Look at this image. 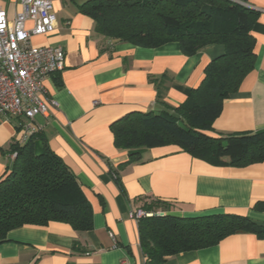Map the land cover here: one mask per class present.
Segmentation results:
<instances>
[{
    "label": "crops",
    "instance_id": "crops-1",
    "mask_svg": "<svg viewBox=\"0 0 264 264\" xmlns=\"http://www.w3.org/2000/svg\"><path fill=\"white\" fill-rule=\"evenodd\" d=\"M51 1L56 28L32 36L30 44L62 47L64 68L44 83L58 107L49 106L33 124L80 183L93 226L87 233L58 222L14 229L0 244V264H145L138 225L129 212L150 202L166 204V214L174 217L233 214L264 227V161L242 168L214 166L167 146L138 150L139 161L129 163L133 152L116 149L109 128L133 113L173 114L223 47L209 45L185 56L177 43L148 49L105 40L94 31L93 20L79 13L77 3L85 0ZM231 1L259 13L252 27L256 62L239 90L223 101L208 132L214 137L264 132V0ZM0 8L9 21L21 10L19 0H0ZM163 77L168 81L159 103L154 81ZM22 123L0 117V181L12 165L10 146L28 139ZM163 264H264V240L239 232Z\"/></svg>",
    "mask_w": 264,
    "mask_h": 264
},
{
    "label": "trees",
    "instance_id": "trees-1",
    "mask_svg": "<svg viewBox=\"0 0 264 264\" xmlns=\"http://www.w3.org/2000/svg\"><path fill=\"white\" fill-rule=\"evenodd\" d=\"M77 9L93 20L94 31L105 40L148 49L177 43L185 56L209 45L224 49L208 63L199 86L173 114L133 113L110 125L114 147L133 152L129 163L139 161L138 150L167 146L214 166L242 168L264 161V132L208 134L223 101L239 90L255 66L252 27L257 11L231 0H85L77 3ZM166 81L165 77L154 81L159 103ZM9 154L15 157L0 181V244L6 242L8 232L24 226L58 222L77 233L92 230L91 206L80 183L40 132L29 135L22 145H11ZM142 210L151 214L137 222L145 264H163L179 253L217 245L239 232L264 240V227L245 216L179 218L167 215V205L160 202L145 204Z\"/></svg>",
    "mask_w": 264,
    "mask_h": 264
},
{
    "label": "built area",
    "instance_id": "built-area-1",
    "mask_svg": "<svg viewBox=\"0 0 264 264\" xmlns=\"http://www.w3.org/2000/svg\"><path fill=\"white\" fill-rule=\"evenodd\" d=\"M19 4L21 10L12 21L0 8V117L24 120L22 129L29 136L40 132L33 124L34 118L46 116L49 106L58 107L47 97L44 83L64 68L65 54L60 46L30 44L32 36H45L55 30L52 1L19 0ZM27 22L32 23L30 28ZM149 215L140 209L129 212V218L136 222Z\"/></svg>",
    "mask_w": 264,
    "mask_h": 264
},
{
    "label": "rangeland",
    "instance_id": "rangeland-1",
    "mask_svg": "<svg viewBox=\"0 0 264 264\" xmlns=\"http://www.w3.org/2000/svg\"><path fill=\"white\" fill-rule=\"evenodd\" d=\"M52 5H53V3H52Z\"/></svg>",
    "mask_w": 264,
    "mask_h": 264
}]
</instances>
